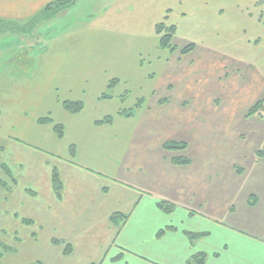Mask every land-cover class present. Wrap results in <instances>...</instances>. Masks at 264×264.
Listing matches in <instances>:
<instances>
[{"label": "rangeland", "instance_id": "1", "mask_svg": "<svg viewBox=\"0 0 264 264\" xmlns=\"http://www.w3.org/2000/svg\"><path fill=\"white\" fill-rule=\"evenodd\" d=\"M37 1L29 0L33 6L25 3L23 9L37 13L55 0H41L43 5L39 9L36 8ZM104 1L107 0H77L49 24L39 22L26 29L22 24L31 16L12 18L15 25L23 27L21 33L9 32L0 25V146H3V149L0 147V264H33L40 259L45 264L81 263L79 257L73 256L67 261L59 252L62 246L65 249L66 244L61 240L67 233V226L60 218H55L54 222L48 218L44 222L47 224L38 225L44 206L62 208L66 204L63 194L67 192V169L61 159L67 157V150H64L63 138L54 131V125L63 126L65 139L67 133L63 123L53 120V117L64 119L57 110L62 100L60 92L56 94L53 89L63 76L55 73L52 80L41 66L46 64L43 61L48 56L62 60L58 58L64 48L65 59L70 62L92 59L97 62L94 66L101 68L102 74L111 81L118 77L119 89L124 87L123 81L135 87L132 79L138 83V79L143 80L150 70L154 74L149 73L154 76L152 81H156L154 86H162L166 91L157 90L152 99H134L133 93L120 98L119 102H125L120 111L122 114L134 108L138 110L143 102L144 109L135 111L134 120L124 130L117 126L114 131V138L120 137L117 140L121 139L125 145L122 147L114 139L121 160L115 153L111 159L104 148L105 159L98 164L117 179L119 195L123 192L124 197L130 192L124 184L131 188L134 185L166 198V204L187 205L200 213H208L211 208L223 210L233 199L235 207L241 208L240 195L245 196L247 191L260 193L264 188V113L248 115L249 109L264 98V25L248 20L246 33L231 34L230 39L224 40L228 48L221 47L218 41L217 48L199 47L184 57L180 56L179 50L173 53L161 48L164 56H160L169 60L164 69L163 60L159 64L152 60L156 52H148L146 48L150 44L144 39L135 42L129 38L136 48L132 49V46L128 50L127 45V50H120L108 39L96 42V37L86 34L90 15L96 14ZM261 3L264 11V0ZM252 11L255 13L256 10L252 8ZM258 13L256 19L260 17ZM65 26L67 30L60 33ZM95 42L103 43L102 47L97 51L88 47L90 53L69 49V46ZM174 44L178 49L187 45L180 39L174 40ZM136 54H141L138 59L140 63L142 61L141 68L134 66ZM95 67L82 68L86 78ZM72 71L68 80L75 81L72 82L74 93L85 87V83L76 68ZM166 97L167 101L160 100ZM160 102L164 104L158 106ZM16 118L21 119L19 127ZM33 118H37V123L31 125ZM42 118H50L52 123H39L38 119ZM157 119L162 121L157 122ZM112 130L113 127L108 134ZM7 135L17 137L19 141ZM127 135L129 139L125 138ZM171 141L183 142L186 146L163 148L164 143ZM20 142L21 145H13ZM68 149L72 157L74 145ZM45 150L53 154L47 155ZM54 153H59L61 159ZM175 157H185L188 162L172 164L171 159ZM83 159H86L85 153ZM55 172L62 184L60 196L54 192ZM112 182L110 180L103 187L111 191ZM6 192L9 194L5 197ZM118 198V192H115L103 199L107 205H113ZM43 213L49 216L46 210ZM113 214L118 218L122 211L115 210L111 216ZM23 218L31 220V224L23 223ZM53 240L59 242L52 247ZM50 250L54 253L48 255L47 262L45 257Z\"/></svg>", "mask_w": 264, "mask_h": 264}, {"label": "crops", "instance_id": "2", "mask_svg": "<svg viewBox=\"0 0 264 264\" xmlns=\"http://www.w3.org/2000/svg\"><path fill=\"white\" fill-rule=\"evenodd\" d=\"M25 3L29 7L33 6L29 0H0V19H24L32 16L34 10H24ZM35 3L37 9L43 5L41 0ZM261 4V0H107L96 14L90 15L86 34L96 37V42L108 39L113 45L119 46L120 50H127V45L128 50L133 46V41H129V38L135 42L144 39L145 43L150 44L148 48H144L148 49V52H156L152 60L154 59L156 64L163 60L166 69L169 60L161 57L164 56L161 51L165 48L161 49L159 46V37L155 32L156 24L165 22L167 25L175 26L173 43L174 40L180 39L187 44L195 45L192 51L180 55L184 57L199 47L217 48L218 41L221 47L228 48L224 40L230 39L231 34L246 33L244 29L248 20L264 25ZM250 5L256 10L255 13ZM257 13L260 17L256 19ZM64 30H67V26L61 28L60 33ZM96 42L69 46V49L90 53L88 47H92L91 51H97L102 47L103 43ZM178 50H174L173 53ZM61 53L58 59L62 60H54L53 55L48 56L43 61L46 64L41 66L47 77L52 80L55 73L63 76L53 89L56 94L60 92L62 100L57 110L64 119L53 117V120L63 123L67 133V139L66 135L62 137L66 145L64 150H67V159H61L59 153H54L67 169V192L63 194L66 204L62 208L44 206L40 211L41 224L38 225L47 224L44 222L48 218L52 222L55 218H60L64 222L67 233L61 241L70 248L69 252L64 253L62 246L59 252H62L63 257L67 261L70 257H79L80 264H198L194 258L202 255L201 264H264V188H261L260 193L247 191L245 196L240 195L241 208L235 207L233 199L223 210L219 208L221 212L217 208H211L208 213H200L195 208L179 204H172V210L165 212L158 203L165 202L166 198L134 185H131L133 186L131 188L124 184L130 188L128 189L130 192L124 197L123 192L119 195L120 186L115 183L117 179L98 164L105 159L104 148H107L106 153L111 159H114L115 153L117 159L121 160L119 148L114 146V142L116 140L122 147L125 145L121 139L117 140L120 137L114 138V131H117V126L123 127L124 130V127L134 120L136 114L127 117L120 113L125 107V102H119L120 98L123 95L124 98L129 97V94L133 93L134 99H152L157 90H162V93L166 91L162 86H154L156 83L152 81L154 74L149 70L152 75L147 73L143 80L138 79V83L136 79H132L135 87L129 85L132 83L123 81L124 87L119 89L120 79L114 77L117 81L109 91L111 97L100 98L107 90L111 78L103 75L101 68L94 66L97 65L95 60L80 58L70 62L65 59L67 58L65 48ZM140 57L141 54H136L133 62L134 66L138 65L141 68ZM35 63L34 61L36 66ZM87 65L95 69L90 71L86 78L82 68H86ZM73 68L79 71L85 83V87L81 90L76 89L74 93L72 82L75 81L71 78L68 80ZM79 80L80 77L77 82ZM165 99L167 101V97ZM65 100H79L84 103V107L79 112H69L62 105ZM162 104L164 103H157L158 106ZM143 109L144 102L137 111ZM106 115L111 116V122L105 125L96 123ZM15 120L19 127L21 119ZM156 121L161 122L162 119ZM32 123L36 124L37 118H33L30 124ZM112 127V133L108 134ZM7 137L19 141L13 135ZM125 138H128V135ZM4 139L5 137L2 140ZM13 145H21V142ZM70 145L75 147L72 157L68 153ZM0 147L3 149V146ZM60 148L63 149L62 146ZM44 152L47 155L53 154L48 151L47 153L46 150ZM84 153L86 159H83ZM110 180H113L110 183L111 191L103 187ZM115 192H118L119 196L116 203L107 205L103 198ZM8 194L9 192H6L3 196L6 197ZM43 210L49 212V216L44 214ZM115 210H121L122 214L126 215L125 220L119 225L113 224L109 218ZM217 211L222 216H218ZM55 212L57 214H51ZM160 230H163L161 235ZM190 233L199 236L191 238ZM53 245L56 243L52 241L51 246ZM53 253L50 250L45 259ZM55 256L57 257L56 253ZM46 260L49 261L48 258ZM39 262L45 264L43 259Z\"/></svg>", "mask_w": 264, "mask_h": 264}, {"label": "trees", "instance_id": "3", "mask_svg": "<svg viewBox=\"0 0 264 264\" xmlns=\"http://www.w3.org/2000/svg\"><path fill=\"white\" fill-rule=\"evenodd\" d=\"M77 0H55L52 1L50 3H48L45 7H43L41 10L37 11V13H34L29 21H27V23L22 24L23 27L26 29L28 27H35L37 25H39L38 23L40 22H48L54 18H56L59 14V12H61L62 10H65L66 8L72 6ZM0 25H2L5 28H8L7 31L9 32H24L22 30H20L21 24H14L12 20H7V19H0ZM20 26V27H18ZM155 32L157 33L158 37H159V46L161 48H165L168 49L170 51H174L176 49H178V47L173 43V39L175 36V26L174 25H167L165 24V22H161L159 24H156L155 26ZM195 45L192 43H189L187 45H185L184 47H182L181 49H179L181 54H186L189 53L190 51H192L194 49ZM116 83V79L109 81L108 85H107V90L104 91L101 95L100 98H109L111 97L110 94V89L114 86V84ZM124 98V96L122 97ZM166 100V99H164ZM63 107L65 110L75 113V112H79L83 109L84 104L81 101H63L62 103ZM137 110V108H134L130 111H125L123 112L124 116L130 117L132 115H134L135 111ZM121 113V112H120ZM255 113H264V98L258 100L248 111V115H252ZM38 122L40 123H52V120L50 118H42V119H38ZM109 123L111 122V117H105L103 120L97 121L96 123ZM54 131L57 133L58 137L62 138L63 137V126L62 125H54ZM186 143L183 142H166L163 144V148L165 149H178V148H182L185 147ZM172 163L177 164V165H184L185 163L188 162L187 158L185 157H175L173 159H171ZM4 170L6 171V173L9 174V170L7 168H4ZM10 176V175H9ZM53 187H54V192L57 196H60V192L62 190V184L58 178L57 173L55 172L53 175ZM158 206L163 209L165 212H169L172 210L173 205L172 204H166L165 202H159ZM126 218V215H121L118 216V218H116L114 216V214L111 216V222L113 224H121ZM116 220H120L118 223H116ZM23 223H27V224H31V220L28 219H22ZM163 233V230L159 231V235H161ZM191 238H195L197 236H199V234H194V233H190L189 234ZM54 243H58V240H53ZM62 243V241H61ZM69 248L70 246L66 244L65 249H64V253L69 252ZM195 261L198 264H201L202 260H203V256L202 255H198L195 258ZM33 264H41V262L37 261Z\"/></svg>", "mask_w": 264, "mask_h": 264}]
</instances>
